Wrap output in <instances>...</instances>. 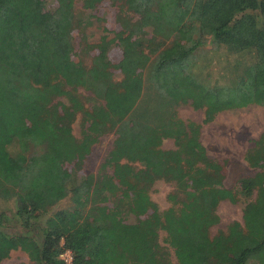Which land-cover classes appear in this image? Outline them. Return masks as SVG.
<instances>
[{"label": "trees", "instance_id": "obj_1", "mask_svg": "<svg viewBox=\"0 0 264 264\" xmlns=\"http://www.w3.org/2000/svg\"><path fill=\"white\" fill-rule=\"evenodd\" d=\"M52 1L0 0V202H15L13 213L0 211V263L21 250L29 264H63L69 250L72 264H264V135L244 157L257 172L230 190L200 125L177 114L190 105L208 124L264 107V0H107L126 9L116 21L132 40L121 43L120 81L107 44L88 66L73 60L74 0ZM81 1L92 10L105 0ZM206 44L250 60L233 61L226 83L212 81L196 57ZM78 114L81 139L72 133ZM109 134L96 174L79 176ZM163 139L174 149H161ZM158 180L173 186L162 212L149 197ZM66 198L68 208L48 214ZM242 199V226L211 236L218 205Z\"/></svg>", "mask_w": 264, "mask_h": 264}, {"label": "rangeland", "instance_id": "obj_2", "mask_svg": "<svg viewBox=\"0 0 264 264\" xmlns=\"http://www.w3.org/2000/svg\"><path fill=\"white\" fill-rule=\"evenodd\" d=\"M48 7L54 6L52 0H48ZM74 27L72 30L74 51L73 60L77 63H83L85 66L90 64V59L98 55V46L106 45L103 52L105 63L109 64V70L115 81L122 79V74L117 69V65L122 58L121 43H129L127 34L119 27L116 17L125 14L126 9L121 4H111L107 0L101 2L92 10H86L82 7L81 0H74ZM133 20L136 17L131 14ZM87 42L93 49L87 51L85 43ZM197 63L203 66V75L209 74L212 81L226 83L232 78V68L235 65L233 61L246 63L250 60L245 56H229L222 49L214 50L210 44H206L197 51ZM82 61V62H81ZM233 63V64H232ZM77 94L84 101L85 107L91 105L86 100L89 94L81 89ZM56 101L66 103L65 98H58ZM178 117L184 122L191 121L200 125L199 141L205 148L207 155L215 159L223 166L224 186L227 189H235L238 181L242 178L251 177L258 169H252L245 162L244 157L254 142L264 135V107L259 105H250L246 108L223 111L216 114L214 120L208 124H203L204 111L195 110L190 105H182L177 109ZM81 115L78 114L72 125V133L76 139H81ZM114 135L102 136L91 147L90 153L86 156L79 176L96 174L100 165L106 158L107 153L112 147ZM160 148L163 150H173L174 142L171 139H163ZM136 166V165H132ZM173 186L163 180L156 181L149 190L150 200L162 212L171 206L168 201V195L172 192ZM246 200L242 199L238 203L232 204L228 201L221 202L216 210L219 218L217 225L210 229V235L214 236L219 231H225L227 227L233 224L242 226V207ZM70 205L69 200L59 202L50 209L48 214L58 210L66 209ZM0 211L13 213L15 211V202H0ZM8 230L11 232L12 227ZM159 244L169 253L172 263L175 258L172 249L164 242L166 234L163 231L158 232ZM0 264H29L27 255L21 251H12L8 258Z\"/></svg>", "mask_w": 264, "mask_h": 264}, {"label": "built area", "instance_id": "obj_3", "mask_svg": "<svg viewBox=\"0 0 264 264\" xmlns=\"http://www.w3.org/2000/svg\"><path fill=\"white\" fill-rule=\"evenodd\" d=\"M59 258L63 262V264H72V254L69 250L63 251Z\"/></svg>", "mask_w": 264, "mask_h": 264}]
</instances>
